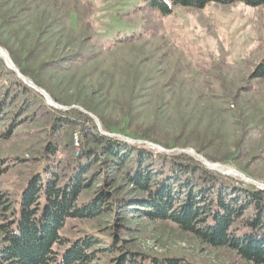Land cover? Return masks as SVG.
Instances as JSON below:
<instances>
[{
    "label": "rangeland",
    "instance_id": "rangeland-1",
    "mask_svg": "<svg viewBox=\"0 0 264 264\" xmlns=\"http://www.w3.org/2000/svg\"><path fill=\"white\" fill-rule=\"evenodd\" d=\"M0 47L67 105L43 88L58 104L89 106L128 135L160 132L171 145L188 144L187 150L214 158L224 170L264 184V78L254 76L264 61V4L177 7L163 17L143 0H0ZM44 129L36 121L14 138H0V160L11 165L0 176V191L19 196L35 170L28 161L45 144ZM115 222V216L69 219L62 234L106 242ZM129 225L134 230L121 237L133 251L192 264H255L171 223L137 219Z\"/></svg>",
    "mask_w": 264,
    "mask_h": 264
},
{
    "label": "trees",
    "instance_id": "trees-1",
    "mask_svg": "<svg viewBox=\"0 0 264 264\" xmlns=\"http://www.w3.org/2000/svg\"><path fill=\"white\" fill-rule=\"evenodd\" d=\"M143 3L148 10L167 17L177 7L202 9L212 3L260 6L264 0ZM11 57L21 73L67 105L14 54ZM254 76L264 78V61ZM95 115L107 133H121L166 149L189 146L171 145L151 129L132 135L118 132L115 124ZM36 121L44 122L46 141L38 157L28 161L35 166L34 172L18 197L0 191V264H192L183 258L129 249L121 233L132 232L129 224L137 219L171 223L204 245L226 247L246 261L264 264V188L222 174L187 152L160 151L106 135L80 108L65 110L47 103L0 56V138H14L23 125ZM10 166L0 160V176ZM114 216L116 232L106 242L95 235L71 241L62 234L69 219Z\"/></svg>",
    "mask_w": 264,
    "mask_h": 264
},
{
    "label": "water",
    "instance_id": "water-1",
    "mask_svg": "<svg viewBox=\"0 0 264 264\" xmlns=\"http://www.w3.org/2000/svg\"><path fill=\"white\" fill-rule=\"evenodd\" d=\"M0 56L6 61V63L8 64V66H9L10 68H12L13 70H15V71L17 72V74L19 75V77H21V78H22L27 84H29L30 86H32L33 88H35V89H36L37 91H39L42 95H44V97L47 99V101H48L49 104H51L52 106H54V107H56V108H59V109H70V108H71V107H64V106L58 104L57 102H55V101L53 100V98L51 97V95H50L47 91H45L43 88H41L40 86H38L37 84H35L32 80H30L28 77H26L25 75H23V74L19 71V69L17 68L16 64L13 62V60H12L11 57H10V58H9V57L7 58V57H5V56H4L3 54H1V53H0ZM81 110H83L84 112L88 113L90 116H92V117L96 120V122H97V124H98V126H99V128H100V130H101V132H103V133L106 134V135L114 136V134L107 133V132H105V131H103V130L101 129V124H100V122H99V119H98L95 115H93L92 113H90V112H88V111H86V110H84V109H82V108H81ZM126 140L131 141V142L145 143V144H147L148 146H150V147H152V148H155V149H158V150H160V151L171 152V150L165 149V148H163L162 146L157 145V144L152 143V142H148V141H144V140H143V141H136V140L131 139V138H128V137H126ZM177 150H178V151H181V152H187V153H189V154H192V155H195V156L199 157V158H200L202 161H204V162H205L210 168L215 169V170L221 172L222 174H225V175H232V174L239 175L240 177H242V178L245 179L246 181H249V182H251V183H253V184H256V185L260 186L261 188H264V184H263V183H260V182H257V181H255V180H253V179L248 178L244 173H242V172H240V171H237V170H235V169H233V170H224L220 165L208 161L205 157L196 154L194 151L187 150V149H177Z\"/></svg>",
    "mask_w": 264,
    "mask_h": 264
},
{
    "label": "bare ground",
    "instance_id": "bare-ground-1",
    "mask_svg": "<svg viewBox=\"0 0 264 264\" xmlns=\"http://www.w3.org/2000/svg\"><path fill=\"white\" fill-rule=\"evenodd\" d=\"M0 53L3 54L5 57H9L10 58V55L8 53L7 50H5L4 48L0 47ZM239 176V175H238Z\"/></svg>",
    "mask_w": 264,
    "mask_h": 264
}]
</instances>
